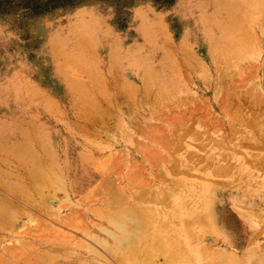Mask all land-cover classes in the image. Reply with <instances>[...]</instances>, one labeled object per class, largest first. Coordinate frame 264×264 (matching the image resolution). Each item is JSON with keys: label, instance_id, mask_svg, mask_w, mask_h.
<instances>
[{"label": "rangeland", "instance_id": "1", "mask_svg": "<svg viewBox=\"0 0 264 264\" xmlns=\"http://www.w3.org/2000/svg\"><path fill=\"white\" fill-rule=\"evenodd\" d=\"M142 79L150 91L135 97L138 107L119 99V89L129 84L138 87ZM155 79H166V92H155ZM150 117L152 133L168 138L166 148L157 153L165 156L161 162L155 156L145 163L137 152L119 144V127L125 122L135 146L149 145L142 136L143 123ZM174 131L182 137L175 138ZM28 141L38 149L48 148L57 164L80 165L77 172H84L79 176L90 172L87 183L82 181L76 191L66 185L68 197L57 190L55 204L38 198L42 207L38 210L33 204L13 201L9 185L18 182L15 152ZM263 145L264 0H0V198H11L5 207L16 214L12 229L0 230V264H31L34 254L42 253L48 255L38 264H58L62 254L45 252L38 241L48 242L64 231L75 242L89 241L80 229L109 225L103 200L110 202L119 193V178L129 169L138 175L136 182L147 179L146 185L164 186L168 209L173 202L170 179L181 175L187 185L199 183L202 176L197 168H203L204 155L211 151L225 156L233 169L212 181L224 192L221 196L227 198L232 189L245 186L246 169L237 160L254 166L250 167L255 181L249 184L260 185L261 180L264 183ZM154 160H158L155 166ZM187 161L192 167L183 174ZM172 163L182 166L180 175L167 174ZM230 173L233 180L227 178ZM255 199L258 203L253 205L234 204L243 211L262 212L263 220L256 225L255 237H248V247L256 242L264 246V202L256 195ZM221 200L224 205L218 207L230 221L229 226L223 225L230 241L217 224L204 223L203 228L213 240L224 234L218 236L221 243H211L214 249L224 248L223 242L237 247L238 241L247 239L246 224L229 201ZM65 208L74 213L69 219L77 229L59 222L56 212L65 214ZM33 232L43 233L41 240ZM74 252L65 256L81 254ZM227 252L236 251L227 248ZM109 259L124 264L118 256ZM200 259L190 253L175 262L199 264L204 258Z\"/></svg>", "mask_w": 264, "mask_h": 264}, {"label": "bare ground", "instance_id": "2", "mask_svg": "<svg viewBox=\"0 0 264 264\" xmlns=\"http://www.w3.org/2000/svg\"><path fill=\"white\" fill-rule=\"evenodd\" d=\"M155 83L157 84V89L155 92L164 93L167 91L166 79H161V80L155 79ZM147 88L148 86L146 84V81H144L143 79L140 81V84L138 87L134 86V84H129L128 87H122V89H119V99H122L121 101L123 102L125 101V103L128 104L129 106H133L135 105L134 103L136 102L135 101L136 96L139 97L147 93V91H150L149 88L148 89ZM151 90L153 92L154 87ZM129 97L132 98V100L128 99ZM139 101L140 100L137 99V103ZM128 107H126L127 110H128ZM151 119L152 117L145 120L143 123L145 126V129H144L145 136H142V137L145 138L146 140L145 142L149 143V145L146 144V146L145 144L142 146V143H138V145L135 146L136 144L132 142L133 135L131 136L130 129L127 130L128 126L124 127L125 122H122L121 123L122 125H120L119 127L120 128L119 129V144L122 145L123 148L128 149L130 152H135V153L137 152L136 155L139 156L142 160H144L145 163H148L149 161L151 162L152 158L157 157L158 159L159 156L157 153L163 151V149L166 148L163 146L166 144V141L168 139L167 137H166L167 139L164 137V140L166 139V141H164L163 137L159 136L158 134L152 133V130L154 127L151 126L152 125L150 123ZM155 128H158V127H155ZM162 131L164 132V130ZM175 133L176 131H174V135H176ZM191 134H193L194 136V132H188V136H192ZM184 135H187V134L185 133ZM180 136L181 134H177L175 138L179 139ZM171 144L173 145V143ZM179 145L181 144H178L177 147L180 150ZM167 146L171 148V146L169 145ZM200 148L204 149V146ZM200 148H197V149H200ZM47 149L48 148H45L44 145L41 146L40 149H38L34 147V145L28 141L26 144H23L22 147L16 150L15 153L17 155L15 157H17V159H16V163H14L13 165H15L14 168L18 170V171L15 170V172L17 173L15 175H17L16 178L18 182H15L9 185L11 187L10 190L13 192L11 193L13 201L17 200L20 202H25V204H33L38 210L42 208L40 206L39 199L45 200V201L48 200L51 203H54L57 201V198H56L57 190L63 191L64 196L68 197V193H67L68 189L66 188V185H69L70 191H73V190L76 191L78 188H81L84 185V182L82 181H85V183H87L89 177L91 176L90 172H88V175L79 176L78 173L81 174L82 172H84L83 170H81L80 172H77V168H79L80 165L76 166L75 164L72 165V164H67V163L57 164L54 162V160L50 156ZM172 149L174 150V148ZM49 150L51 149L49 148ZM130 152H127V153H130ZM174 152L172 151L173 154H175ZM188 155H189V152H188ZM194 155L195 154H193L192 156ZM185 156H187V154ZM192 156L190 157V160L192 159ZM160 157H162V155ZM160 157H159L160 162L165 159V156H163L164 158L162 157L163 159H161ZM174 157L176 156L173 155V158ZM204 158H205V163L203 164V168L202 169L200 167L197 168V170L198 171L200 170L199 172H201L202 179L199 183H196L193 185H190V184L187 185L186 183H184L183 177H181L180 175L182 170L178 169L179 167L181 168L182 166L181 165H179V167L177 166V163L179 162L172 163L171 167L166 169V171H168L167 174H172V173L177 172L176 175H180V176H173L172 179H170V181L172 182V186L170 187L171 190H170L169 196L173 198V202L170 205L171 206L170 209H168L169 204L167 203V195L165 194V190L163 188L164 186H162L161 183L155 184V185H149L150 184L149 183L146 185V181L148 182L147 179L146 181L145 180L143 181V179H141L142 181L140 180L139 182L138 181L136 182L135 178L138 179V175L135 177L131 169L128 168L130 171H128L126 174H123L121 176V179L119 178V182H120L119 183V193L117 194L114 193L113 196H111L112 200H110V202L104 201L105 198L103 200V203L106 207V212H104L106 213V215L104 214L105 215L104 218L106 219L105 221L109 225L98 224L96 225L94 229L92 228L90 230L88 228L80 229L83 236L89 239V241L80 240V241L75 242L72 235L67 236L65 233L66 231L61 232V230H60L61 233L58 232L60 233L59 235L54 236V238L51 237L52 239L51 240L49 239L50 241L48 240V242L45 240H41L43 233L37 234V232L35 233L33 232L34 236L38 237V240L39 239L41 240V241H38V243L46 247L45 252L48 249V250H53L55 252L59 251L62 254V257H60L61 259L60 261H58V264H113L111 259H109L110 255L111 257L118 256L121 262H123L124 264H185V263H176L175 260L181 259L182 257L186 258L188 255H190V253L195 255L198 258V261L200 259V256L204 258V260L199 262V264H264V248H263L264 246L262 245L263 246L262 247L260 243L256 242L252 244L253 246L248 247V244H249L248 237L250 236L255 237V235H252V234H255V228L257 227L256 225H259L260 222L263 220V217L261 215L262 212H255V211H252L251 209L243 211L242 209H240L241 205H239L240 208H238V206L235 207L236 205H238L237 202H243L244 204H248V205H253V204L258 203L255 199V195L256 197L257 196L260 197L262 201L264 202V195H263L264 193L261 190V189H264V183H262V180H261L260 185L258 183L256 184V186H251L249 184V181L251 179L254 180L255 177L253 176H255L256 174L254 172L255 174L253 175V170L251 169L253 165H250L251 166L250 167L248 164L244 163L245 161L240 162L237 160L238 166H240L241 169H246L245 172L247 174H246L245 186L240 188V187H235L234 185L235 188L230 191L231 194H229V196L225 198L223 197L224 195L221 196V194H223L224 192L219 190L217 187H215L216 185L212 181L216 180L217 176L223 177L224 175L228 174L229 170L232 169L231 168L232 166H230V163H228L229 160L227 161L225 159V156L223 157L221 155H215V153L212 151L207 153V155H204ZM222 158H224L223 159L225 160L224 162L221 161ZM195 159L193 161H195ZM250 160H253V159H250ZM155 161L158 162V160H154L153 166L157 164V162ZM167 161L169 162V160ZM201 161L202 160H200V162ZM197 162L199 163V161ZM191 167H192L191 162L187 161L185 163V166L181 168V169H184L182 173L183 174L190 173ZM262 167L264 168L263 165ZM139 169L141 170V167ZM256 169H260V168H256ZM11 170L12 169L10 168V171ZM179 172L180 174H178ZM138 174L140 175L139 172ZM153 175H155L154 172H153ZM229 177L230 179H232V173H230L227 176V178ZM261 178H263L264 180V173L262 174ZM205 179H209L211 181L205 180ZM227 181H230V180H227ZM103 184L104 183H102V185ZM195 190L196 192L193 193ZM67 197H64L62 199L64 200L68 199ZM221 198L230 202L229 204L231 206V209L234 210V212L243 219V221L245 222L244 224H246L245 225L246 231H248L247 239L245 240L241 239L240 241H238L239 246L237 245V247L232 246L231 244H234V243H231V242L230 243L223 242L225 245H224V248H221V249H214L213 245H211V243H213L214 241H216L217 243L219 242L221 243V241H219L218 239L219 235L222 236L226 234L227 236L226 235L224 236L228 239L227 229H225L223 225L225 226L228 225L230 221L226 215H223L220 213L221 211L219 210L218 206L224 205ZM10 200L9 199L5 200V199L0 198V230L2 231L6 227H9L10 229H12V227L14 226L15 219H16L15 212H11L8 210V207H5V205L10 206ZM36 200L37 202H39L38 204H35ZM220 201L221 203H219ZM235 203L236 205H234ZM16 204L17 203H14L12 204V206ZM49 205L47 204V206ZM58 207H61V206H58ZM66 209L67 208L63 209L65 210V214H61V215H59V213H62V212L57 210L56 213H58L57 218L59 222H61L62 224L70 228L75 227V229H77L74 223L72 222L73 220L69 219L70 215L74 213H72V210L67 211ZM50 215H52V213H50ZM102 216L103 215H101V217ZM29 219H32V218L29 217ZM17 222L18 221H16V224ZM209 222H212L215 225L217 224L218 226L216 227L217 228L219 227V229H221V231L224 233V234H219L215 236L216 240H213L215 238L211 235V233H209L206 229L203 228L204 227L203 224L204 223L209 224ZM208 224H207V227H209ZM49 233H51V231H49ZM68 233L69 232H67V234ZM198 240H200V242L203 241V243L200 244ZM227 248L229 249L231 248L235 250L236 252H234V254H231L227 252ZM73 251L81 253V254L75 257L65 256L66 253L73 252ZM31 254H34V253H31ZM43 255L46 256L48 254L42 253V255H38V257L34 254V258H32V260L30 259L31 264H38V262L40 263L41 261L40 258H43ZM16 256H17V253H16ZM16 258H18V256ZM22 258H20L21 262H23ZM52 258L54 257L52 256ZM14 259H15V256H14ZM26 261H27V258H26ZM11 263L13 262L11 261ZM187 264H190V263L187 262Z\"/></svg>", "mask_w": 264, "mask_h": 264}]
</instances>
